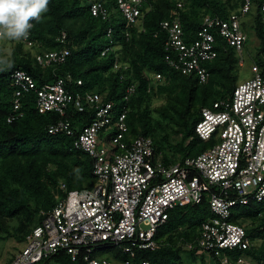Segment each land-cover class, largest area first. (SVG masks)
<instances>
[{
	"label": "built area",
	"instance_id": "built-area-1",
	"mask_svg": "<svg viewBox=\"0 0 264 264\" xmlns=\"http://www.w3.org/2000/svg\"><path fill=\"white\" fill-rule=\"evenodd\" d=\"M86 1L93 2V16L109 17L105 4ZM144 3L145 0H117L127 28L139 22ZM254 5V0H244L239 12H233L228 20L206 17L191 43L185 41L179 18L163 21L162 28L168 34L166 50L178 57L173 60L168 55L167 61L183 74H196L200 83H207L210 73L201 63L217 57L216 35L243 55L249 37L242 28V17ZM178 7L183 5L179 3ZM258 9L264 28V0L258 1ZM205 27L218 31L215 35ZM23 41L28 48L35 45L29 36ZM59 41L63 49L36 55L40 66L66 62L71 53L66 32H62ZM244 65L241 58L239 66ZM120 67L119 62L114 66L115 70ZM250 72L251 77L238 82L231 97L202 109L195 133L201 140L215 144L197 156L171 163L161 161L151 138L129 134L127 110L116 113L114 105L105 103L98 93L72 94L67 85L72 81L71 75L37 87L27 72H14L13 113L8 116V123L23 117L22 98L34 91L39 113L54 112L60 116L48 132L75 138L74 148L91 159L94 185L67 193L66 185L61 183L60 190L67 196H56L57 205L42 212V223L28 233L11 264H66L64 260L69 264L80 260L82 264H151L138 261V252L159 247L158 230L167 224L171 212L205 201L212 216L203 222L195 246L191 244L190 248L214 264L216 259L229 263L224 252L251 249L253 243L245 225L232 220L237 206L264 203V74L255 63ZM156 77L163 79L159 74ZM77 85L82 82L77 81ZM134 89H128L126 99ZM87 108L94 109V114L89 123L78 126L69 113H83ZM78 128L81 129L77 131ZM73 199L76 203L71 207ZM104 248H118L127 259L100 257L98 252ZM236 264L258 263L241 255Z\"/></svg>",
	"mask_w": 264,
	"mask_h": 264
},
{
	"label": "trees",
	"instance_id": "trees-1",
	"mask_svg": "<svg viewBox=\"0 0 264 264\" xmlns=\"http://www.w3.org/2000/svg\"><path fill=\"white\" fill-rule=\"evenodd\" d=\"M94 1L105 4L110 13L108 18L92 15L93 2L50 0L48 11L39 21H32L29 40L35 45L28 48L23 40L11 41L15 44L9 57L12 67L0 70V232L23 245L28 233L42 223V212L57 205L56 196L64 198L70 191L91 188L94 176L91 159L74 148L75 138L48 132L49 126L56 124L60 116L54 112L39 113L34 91L22 98L23 117L8 123V116L13 113L14 72H27L37 87L53 83L57 77L71 75L72 81L67 85L72 94L98 93L105 103L114 105L116 113L127 110L129 134L151 138L156 153L161 154L164 163H171L192 156L197 147L201 152L193 156L215 144L201 140L195 133L196 125L203 108L232 96L238 81L239 61L245 59L216 35L218 28L205 27L217 36L218 55L214 60L201 63L210 78L207 83H200L196 74L185 75L167 61L168 55L173 60L178 57L177 53L166 50L168 34L161 25L165 20L179 18L185 41L191 43L196 40L206 17L228 20L233 12H239L244 0H145L139 22L128 28L117 0ZM258 1L254 0L251 12L242 17V28L246 34L248 28L256 30L260 43L253 60L264 74V28ZM179 3L182 8L178 7ZM249 18L253 19V24L247 25ZM62 32L68 35L71 51L66 62L40 66L36 55L64 48L59 41ZM247 47L248 43L244 55L250 56ZM104 51L106 54L102 56ZM117 62L121 67L115 70ZM158 74L163 79H157ZM77 81L82 85H77ZM132 86L134 92L126 99ZM155 96L162 97L165 103L153 107ZM93 114L94 109L87 108L83 113L71 110L69 116L81 126L86 121L89 123ZM170 131L182 137L180 143H171L174 153L165 148L170 143ZM61 183L66 185L67 193L60 190ZM200 211L210 212L206 201L173 210L167 224L158 230L159 247L155 251H139L138 261L182 264V247L177 244H195L193 230L197 232L203 224V218L198 215ZM232 220L245 225L253 246L244 252H224L228 264H236L241 255L264 264V203L237 206ZM10 221H17L15 231H10ZM259 238L261 243H258ZM112 257L119 261L127 259L120 250ZM214 261L222 264L219 259ZM77 264H82L81 260Z\"/></svg>",
	"mask_w": 264,
	"mask_h": 264
},
{
	"label": "rangeland",
	"instance_id": "rangeland-1",
	"mask_svg": "<svg viewBox=\"0 0 264 264\" xmlns=\"http://www.w3.org/2000/svg\"><path fill=\"white\" fill-rule=\"evenodd\" d=\"M248 21V20H247ZM253 19L249 18V21L247 23V25L253 24ZM247 34L249 35V41H248V47L247 49L251 52V55H244L243 53V57H245V60H247L246 58H248V64H245L243 67H239L237 69V74H238V82H242L248 78L251 77V72H250V68L254 63V57L255 54L257 53L258 50V46H259V39L256 36V30L254 28L247 29ZM5 42V43H4ZM0 41V55H7V53H5L4 49H7L11 54L13 51V48L15 47V44L12 43L11 41ZM11 56V55H10ZM9 56V57H10ZM252 64V65H251ZM163 103H165L164 99L162 97L159 96H155L153 101H152V105L153 107L156 106H160ZM165 124H169L168 122ZM170 140H169V144L165 145V148L167 149V151L169 153H174L175 151L171 148V143L176 145L178 143H180L181 141V135L178 134H173L172 131H170ZM198 150L192 151V156L195 154L200 153L201 151H199V147H197ZM177 156H179L177 154ZM181 156V155H180ZM182 157V156H181ZM181 157H178L179 159H181ZM161 161L165 162L163 157H161ZM199 217L203 218L201 221L205 222L208 219L211 218V212L206 213L204 211H200L199 212ZM9 229L10 231H15L17 228V221H10L8 223ZM193 234L195 236V238L197 239V237L199 236V230H197V232L195 230H193ZM0 237L1 238H5V239H1L0 238V264H11L13 257L21 250V248L23 247V244L19 241H16L14 239H8L7 234L0 232ZM195 239V240H196ZM262 239L259 238L258 243H261ZM192 244V247L195 246L194 243L191 242H178L177 246L178 247H182V252L180 254L181 258H182V264H203L204 262L202 261L201 257L199 254L193 253L194 250H192V248H190V245ZM118 248H104L101 249L100 252H98L100 254V257H104V256H113L118 252ZM63 263H66V260L62 261ZM205 263L206 264H214L213 261H210L208 263V261L205 258Z\"/></svg>",
	"mask_w": 264,
	"mask_h": 264
},
{
	"label": "clouds",
	"instance_id": "clouds-1",
	"mask_svg": "<svg viewBox=\"0 0 264 264\" xmlns=\"http://www.w3.org/2000/svg\"><path fill=\"white\" fill-rule=\"evenodd\" d=\"M49 3L50 0H0V41L27 40L34 26L32 21L40 20L48 11ZM4 51L7 55H0V70L12 67L11 53L7 49ZM75 203L73 199L71 207Z\"/></svg>",
	"mask_w": 264,
	"mask_h": 264
},
{
	"label": "crops",
	"instance_id": "crops-1",
	"mask_svg": "<svg viewBox=\"0 0 264 264\" xmlns=\"http://www.w3.org/2000/svg\"><path fill=\"white\" fill-rule=\"evenodd\" d=\"M201 259H203L204 260V263H205V258H201Z\"/></svg>",
	"mask_w": 264,
	"mask_h": 264
}]
</instances>
